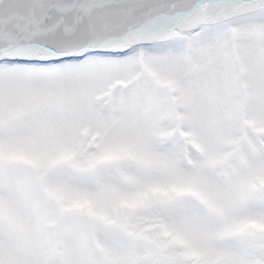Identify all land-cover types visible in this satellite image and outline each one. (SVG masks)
Returning <instances> with one entry per match:
<instances>
[{
	"label": "snow or ice",
	"instance_id": "snow-or-ice-1",
	"mask_svg": "<svg viewBox=\"0 0 264 264\" xmlns=\"http://www.w3.org/2000/svg\"><path fill=\"white\" fill-rule=\"evenodd\" d=\"M0 264H264V0H0Z\"/></svg>",
	"mask_w": 264,
	"mask_h": 264
}]
</instances>
